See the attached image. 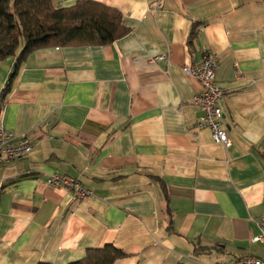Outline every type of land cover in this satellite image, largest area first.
Segmentation results:
<instances>
[{
  "label": "crops",
  "instance_id": "crops-1",
  "mask_svg": "<svg viewBox=\"0 0 264 264\" xmlns=\"http://www.w3.org/2000/svg\"><path fill=\"white\" fill-rule=\"evenodd\" d=\"M93 1L118 9L128 33L35 50L0 97V124L33 143L0 166V264H68L106 244L125 254L114 264L264 259L250 240L264 214V3ZM202 48L218 55L226 147L192 130L202 87L182 66ZM13 64L0 60L1 94ZM55 172L92 196L48 185Z\"/></svg>",
  "mask_w": 264,
  "mask_h": 264
},
{
  "label": "trees",
  "instance_id": "trees-1",
  "mask_svg": "<svg viewBox=\"0 0 264 264\" xmlns=\"http://www.w3.org/2000/svg\"><path fill=\"white\" fill-rule=\"evenodd\" d=\"M54 2L0 0V60L14 56V69L2 89L1 99L9 91L18 66L31 52L46 47L106 45L121 38L130 29L124 24L119 10L104 3L77 0L71 6L61 7ZM199 26V23L192 25L189 45H193ZM165 200L169 212L167 197ZM167 221V228L171 229V217ZM210 248L200 246L202 251ZM123 256L122 251L106 244L86 249L84 257L68 264H114Z\"/></svg>",
  "mask_w": 264,
  "mask_h": 264
},
{
  "label": "built area",
  "instance_id": "built-area-1",
  "mask_svg": "<svg viewBox=\"0 0 264 264\" xmlns=\"http://www.w3.org/2000/svg\"><path fill=\"white\" fill-rule=\"evenodd\" d=\"M162 58H164L163 55L154 57L153 60L158 61ZM217 66V53L202 48L199 61L183 65L182 71L185 75L197 79L202 87L201 91L195 93L192 98L201 112L192 130L208 129L212 141L226 147L231 141L222 122L223 111L220 101L224 96V89L215 80ZM32 146L33 143L28 135L16 134L0 124V166L25 157L32 150ZM46 182L52 187L71 189L78 199L92 196V192L84 188L79 180L67 178L60 173H51ZM258 226L260 232L253 235L250 240L253 243H264V214L259 217ZM224 264H264V259L250 254L231 258Z\"/></svg>",
  "mask_w": 264,
  "mask_h": 264
},
{
  "label": "water",
  "instance_id": "water-1",
  "mask_svg": "<svg viewBox=\"0 0 264 264\" xmlns=\"http://www.w3.org/2000/svg\"><path fill=\"white\" fill-rule=\"evenodd\" d=\"M13 69H14V64L12 65V68H11V71L9 73V76H11ZM0 97H1V93H0ZM0 101H1V99H0Z\"/></svg>",
  "mask_w": 264,
  "mask_h": 264
}]
</instances>
